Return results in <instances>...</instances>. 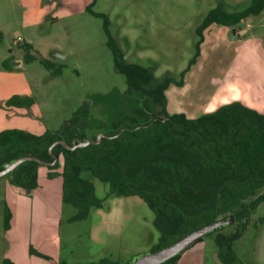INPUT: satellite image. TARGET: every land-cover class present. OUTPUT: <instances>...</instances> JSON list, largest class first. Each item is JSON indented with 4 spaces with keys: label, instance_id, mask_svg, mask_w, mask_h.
I'll use <instances>...</instances> for the list:
<instances>
[{
    "label": "rangeland",
    "instance_id": "obj_1",
    "mask_svg": "<svg viewBox=\"0 0 264 264\" xmlns=\"http://www.w3.org/2000/svg\"><path fill=\"white\" fill-rule=\"evenodd\" d=\"M92 3L93 0H0V127L37 135L47 130L62 132L85 105L88 115L106 123L103 129L88 130L92 138L110 131L115 121L137 114V110L145 108V102H150L146 96L131 91L125 76L116 68L107 46L104 19L87 10ZM249 3L250 0H95L92 10L108 18L126 60L151 68L157 83L168 77L180 80L181 72L195 55L200 39L197 29L210 10L221 5L231 12L239 11ZM204 38L201 55L186 75L183 91L178 94L176 86L167 91L170 113L183 109L199 116L224 103L223 89L229 92L238 87L236 90H241L248 100L252 88L264 87V12L245 19L235 31L212 25L204 31ZM251 38L258 40L248 43ZM26 43L32 44L37 58L31 62L25 61ZM56 53L65 55V59L54 57ZM9 58L13 70L3 66ZM40 58L63 65L62 74L54 76ZM15 94L33 96L36 102L31 108L5 109L4 102ZM253 95L246 103L264 111V94ZM83 177L93 182L96 197L104 200V206L92 209L87 219L75 222L71 217L76 209L68 204L61 207L62 259L66 264L102 259L133 264L154 252L161 233L148 204L136 196L109 197L110 183L90 173ZM7 180V175L0 177V194ZM3 213L5 216V207ZM263 218L261 204L246 230L229 223L205 236L202 264H227L219 257L216 244L220 233L241 235L234 241L233 251L226 252L230 264H264ZM5 239L0 240L3 250Z\"/></svg>",
    "mask_w": 264,
    "mask_h": 264
},
{
    "label": "trees",
    "instance_id": "obj_2",
    "mask_svg": "<svg viewBox=\"0 0 264 264\" xmlns=\"http://www.w3.org/2000/svg\"><path fill=\"white\" fill-rule=\"evenodd\" d=\"M94 2L87 10L104 19L107 46L113 53L116 68L125 76L129 89L146 96L150 102H145V108L137 110V114L115 121L112 129L105 133L107 137L99 144L75 149L57 144L53 152L59 162L54 166L36 161L20 164L7 175L10 184L20 193L32 196L39 187L38 171L41 167L46 168L48 179L62 178V203L76 209L72 221H81L89 217L92 209L104 206V200L96 197L93 182L83 177L84 173H90L111 184L109 197L136 196L148 204L156 215L155 226L161 233L154 252L204 226L230 218H233L232 223L246 230L253 213L264 204V113L235 100L196 118H189L185 113L169 112L166 91L172 85H185L186 75L201 55L206 29L218 25L235 31V27L245 19L264 12V0H250L239 11L231 12L221 5L210 10L197 29L200 39L196 52L181 72L180 80L168 77L157 83L151 68L126 60L112 34L108 18L92 10ZM23 48L26 62L37 59L32 53V44L26 43ZM39 61L54 76L62 74L63 65L46 58ZM3 66L8 70L14 69L10 58L3 62ZM35 102L33 96L15 94L3 106L5 109H24L31 108ZM87 111L83 105L72 124L62 132L47 130L43 135H37L18 128L1 131L0 170L5 163L24 156L52 161L50 146L54 142L60 140L73 146L89 138L88 130L106 126L104 120L88 115ZM5 214L7 230L11 219L8 207ZM260 221L263 222L264 218ZM217 236L219 257L230 264L226 252L233 251V243L241 235L220 233ZM204 237L187 250L202 243ZM30 253L55 262L33 246ZM182 254L164 264H175ZM3 264L15 263L5 257ZM88 264L117 263L102 259Z\"/></svg>",
    "mask_w": 264,
    "mask_h": 264
},
{
    "label": "crops",
    "instance_id": "obj_3",
    "mask_svg": "<svg viewBox=\"0 0 264 264\" xmlns=\"http://www.w3.org/2000/svg\"><path fill=\"white\" fill-rule=\"evenodd\" d=\"M257 40L258 38H251L248 40V43ZM261 45L262 42L260 43V46ZM263 48L262 46V49ZM184 88L185 85L182 87L176 86L177 93L180 94ZM232 88L233 90L229 92L220 88V90H222V102H224L222 104L238 100L252 107L251 104L246 102L252 99L254 96L253 94H264V87L257 89L252 88L251 93L247 96L248 100H246L245 97H243L244 95H242V91L236 90L238 87ZM242 97L244 99H242ZM203 112H206V110ZM261 112L264 113V111ZM174 113H185L189 118L198 117L190 114L188 110L183 109ZM3 130L5 129L0 127V132ZM38 183L39 187L32 196H26L20 193L10 184L9 180L4 184V189L2 187V194H0V240L3 239V237L7 240L5 239V249L3 250V248H0L1 264H3L5 257L10 258L15 264H60L66 262L62 259L61 239V228L63 224L62 212L60 211L63 206L62 178L48 179L47 169L41 167L38 171ZM53 204H56L58 208L54 207ZM4 207L5 210L6 207H8L11 212L10 226L7 230L5 229ZM71 222L75 221L71 220ZM9 235L12 237L11 239ZM31 246L38 252L52 257L55 262L31 254ZM203 248L204 243L194 245L193 248L187 250L188 252L185 251L175 264H202L204 259Z\"/></svg>",
    "mask_w": 264,
    "mask_h": 264
},
{
    "label": "water",
    "instance_id": "obj_4",
    "mask_svg": "<svg viewBox=\"0 0 264 264\" xmlns=\"http://www.w3.org/2000/svg\"><path fill=\"white\" fill-rule=\"evenodd\" d=\"M56 58L65 59V55L60 53H56L54 55ZM118 136V135H116ZM104 137H107L105 133H101L97 136L96 139L88 138L85 141L75 142L73 146L69 145L64 141H56L50 146V154L53 158L52 161H43L36 156H24L20 157L14 161L7 162L3 165V169L0 170V177L6 176L12 171H14L20 164L26 161H36L45 166H54L59 162L58 156L53 152L54 147L57 144H63L68 149H75L78 147H85L89 144H99ZM233 222V218H230L227 221H219L212 223L210 225L204 226L192 233L187 234L186 236L182 237L181 239L177 240L173 244L167 246L164 249H161L156 252H152L150 254L141 256L138 258L133 264H164L165 262L169 261L173 257L184 253L190 246H192L197 240L204 237L206 234H209L213 230L220 228L225 224H229Z\"/></svg>",
    "mask_w": 264,
    "mask_h": 264
}]
</instances>
